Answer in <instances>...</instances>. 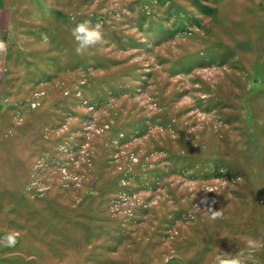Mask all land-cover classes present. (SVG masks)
Returning <instances> with one entry per match:
<instances>
[{"label":"rangeland","instance_id":"374dc122","mask_svg":"<svg viewBox=\"0 0 264 264\" xmlns=\"http://www.w3.org/2000/svg\"><path fill=\"white\" fill-rule=\"evenodd\" d=\"M6 264H264V0H12ZM99 23L84 55L71 35ZM209 209L219 211L211 218Z\"/></svg>","mask_w":264,"mask_h":264},{"label":"clouds","instance_id":"9594fccd","mask_svg":"<svg viewBox=\"0 0 264 264\" xmlns=\"http://www.w3.org/2000/svg\"><path fill=\"white\" fill-rule=\"evenodd\" d=\"M71 35L76 43L75 51L78 55H84L89 49L95 48L104 42V33L101 24H93L90 20L77 23L72 29ZM5 45L0 41V51ZM212 219L220 216L219 211L209 209ZM17 244V234L13 232L0 236V245L4 247H14ZM245 248L247 252H238L235 255L221 253L216 256L215 264H249L251 253L258 248V241L253 237H247Z\"/></svg>","mask_w":264,"mask_h":264},{"label":"crops","instance_id":"0c3cea01","mask_svg":"<svg viewBox=\"0 0 264 264\" xmlns=\"http://www.w3.org/2000/svg\"><path fill=\"white\" fill-rule=\"evenodd\" d=\"M12 8V0H0V41L4 39L8 33L10 26V12ZM6 60V51H0V112L4 109L6 99V84L3 65ZM3 126L0 125V134L3 131ZM0 264H6L0 260Z\"/></svg>","mask_w":264,"mask_h":264}]
</instances>
